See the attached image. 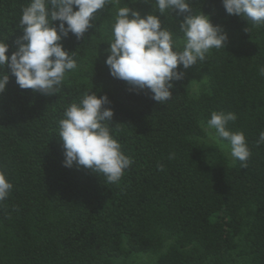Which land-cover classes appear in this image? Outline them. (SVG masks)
Returning a JSON list of instances; mask_svg holds the SVG:
<instances>
[{
    "label": "trees",
    "instance_id": "trees-1",
    "mask_svg": "<svg viewBox=\"0 0 264 264\" xmlns=\"http://www.w3.org/2000/svg\"><path fill=\"white\" fill-rule=\"evenodd\" d=\"M124 1L182 37L183 15H160L155 0ZM29 2L0 0V40L9 44V56ZM190 3L228 35L224 49L197 62L207 79L196 97L186 75L173 81L172 100L161 105L110 75L111 4L98 10L81 39L70 33L62 40L78 69L59 93L21 89L10 75L0 93V171L13 185L0 202V264H131L137 255L153 264H264V144H256L264 131V26L227 14L221 0ZM92 91L110 100L112 134L133 161L118 184L63 166L58 121ZM213 111L237 115L229 128L246 137L247 168L200 146L201 124Z\"/></svg>",
    "mask_w": 264,
    "mask_h": 264
},
{
    "label": "clouds",
    "instance_id": "clouds-1",
    "mask_svg": "<svg viewBox=\"0 0 264 264\" xmlns=\"http://www.w3.org/2000/svg\"><path fill=\"white\" fill-rule=\"evenodd\" d=\"M121 3L122 0H30L22 9L19 22L23 35L10 56L9 44L0 40V93L5 91L10 75L21 89L48 96L59 93L67 74L78 69L75 52L65 50L62 40L70 33L81 39L94 26L98 10L109 4L115 9L105 61L110 75L124 81L129 91L150 92L151 99L160 105L172 100L173 81L184 80V70L204 62L212 49H224L228 42L221 26L213 25L202 12H193L190 0H155L160 15L171 10L184 16L178 27L183 34L180 38L163 27L156 14L142 16L137 10L121 7ZM221 3L227 14L250 21L255 27L264 26V0ZM56 21L60 22L58 26L54 25ZM181 66L183 70H179ZM5 69H10V74ZM260 75L264 76V67ZM206 79L207 76L202 82ZM193 93L198 96L199 88H193ZM110 103L107 95L98 97L94 91L85 92L63 112L58 121V137L64 149V167L88 169L108 183L118 184L133 161L112 134L114 112L107 107ZM236 120L233 112L213 111L201 127L209 139L228 150L233 161L238 160L241 168H247L252 154L246 137L242 131L229 128ZM256 144H264V131H260ZM174 155L170 154L169 159ZM158 167L163 171V165ZM12 187L0 171V202L9 197Z\"/></svg>",
    "mask_w": 264,
    "mask_h": 264
},
{
    "label": "rangeland",
    "instance_id": "rangeland-1",
    "mask_svg": "<svg viewBox=\"0 0 264 264\" xmlns=\"http://www.w3.org/2000/svg\"><path fill=\"white\" fill-rule=\"evenodd\" d=\"M121 7L126 6V3L124 0H122V3L120 5ZM113 12L115 14V9L112 7ZM182 67V66H181ZM186 72V77L188 79V90H189V94L191 97H196L193 93V88L198 87L199 88V94L202 92L203 87L206 83V81H203L204 76H202L198 70L197 64L193 65L192 67H190L187 70H184ZM199 83L198 85L196 84ZM202 125V124H201ZM202 132H203V136L201 138H199V144L201 147H203L206 150H210V151H216L221 153L223 156L226 157V159L228 160L229 165H234L235 161L232 160V158L229 155V152L227 149L225 148H221L219 145L215 144L211 139H209L206 134L204 129L201 127ZM154 259L145 255H137L135 257L132 258L131 260V264H153Z\"/></svg>",
    "mask_w": 264,
    "mask_h": 264
}]
</instances>
